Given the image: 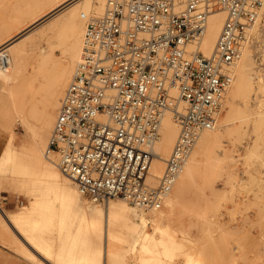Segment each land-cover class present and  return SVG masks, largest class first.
<instances>
[{
    "label": "bare ground",
    "instance_id": "6f19581e",
    "mask_svg": "<svg viewBox=\"0 0 264 264\" xmlns=\"http://www.w3.org/2000/svg\"><path fill=\"white\" fill-rule=\"evenodd\" d=\"M106 1L31 0L17 14L10 27H6L8 35L0 43V83L10 85L2 90L5 101L0 103L8 114L16 117L30 131L33 141L32 145L16 150L13 125L9 123L10 127L6 129L0 127V172L15 173L32 197L31 203L23 206L17 214L7 213L0 207V231L10 248L33 263H49V258L56 252L54 260L59 264H163L160 259L162 254L170 258L168 264H174L175 253L183 248V244L174 236H169L170 227L162 220L172 219L174 208L189 181L204 163L212 159L214 148L222 143L225 135L229 136L231 119L242 113L233 103L245 106L246 159L264 157V150L257 142L264 141V137L257 134L258 129L264 128V69L259 64L260 60L264 61V43L259 41L263 32V6L260 18L248 32L238 61L229 69L234 79L225 94L226 115L220 117L222 110L216 124L204 130L198 138L182 173L164 198L163 205L165 203L168 207V212L139 215L135 219L130 207L144 210L123 199H107L104 203H98L83 195L62 172L59 158L49 145L59 105L81 62L86 22L88 17L103 16ZM83 15H87V18H83ZM225 20V11L214 9L208 17L207 30L200 42L188 46L189 54L198 50L206 57L211 56ZM20 37H23L21 42L14 44ZM250 42H253L252 45H249ZM42 43H46L47 47H43ZM251 46L255 48L254 55ZM57 49L64 55L61 60L55 56ZM253 57L257 59L253 60ZM27 64L32 66L29 77L24 75ZM251 67L254 68L255 76L251 74ZM44 94H47L44 106L41 111H36L37 100ZM177 94L174 90L173 95ZM56 108L55 116L52 111ZM178 109L180 112L185 109V103L181 100ZM29 118H34L37 124H32ZM6 119L7 113L3 115L2 121ZM251 125H254L252 127L257 141L251 136ZM179 134L175 116L167 112L161 123L159 138L154 143L157 157L152 164L153 177L148 181L154 187L158 185L156 179L164 174V161L170 155ZM18 163L23 165L16 171ZM57 217L61 222L59 225L56 223ZM66 220H70L69 225L64 222ZM149 225L152 233L147 231ZM65 231L67 236L61 238L60 235ZM126 235L142 241L134 258L130 257V250L121 253L116 247V242L127 241ZM59 243L62 246L58 249ZM196 262L192 255H186L185 264Z\"/></svg>",
    "mask_w": 264,
    "mask_h": 264
},
{
    "label": "built area",
    "instance_id": "2783aa9c",
    "mask_svg": "<svg viewBox=\"0 0 264 264\" xmlns=\"http://www.w3.org/2000/svg\"><path fill=\"white\" fill-rule=\"evenodd\" d=\"M263 6L264 0H107L102 17H88L81 62L49 145L83 195L162 208L201 133L216 124L234 79L229 69ZM214 9L226 20L213 54H189ZM167 112L180 134L154 187V143Z\"/></svg>",
    "mask_w": 264,
    "mask_h": 264
},
{
    "label": "rangeland",
    "instance_id": "374dc122",
    "mask_svg": "<svg viewBox=\"0 0 264 264\" xmlns=\"http://www.w3.org/2000/svg\"><path fill=\"white\" fill-rule=\"evenodd\" d=\"M30 1L0 0V43L8 35L5 32L6 27H10L17 14ZM262 30L259 41L264 43V22ZM22 39L23 37L18 38L14 44H19ZM252 43L250 42L249 45ZM41 45L47 47L46 43ZM250 48L254 55L255 48L252 46ZM55 56L59 60L64 58L59 49L55 51ZM257 58L253 57V60ZM259 64L264 69V61L260 60ZM27 65L28 68L25 67L26 72L24 71L25 77H29L32 73L31 64ZM252 67L250 71L252 76H255ZM0 84V102H4L2 90L9 88L10 85ZM46 98L47 94L38 98L36 111H41ZM226 105L227 101L224 102L220 117L226 115ZM233 106L242 110V113L231 119L229 136L225 135L228 137L214 148L212 159L204 163L194 178L189 181V186H186L182 198L174 208L172 219L162 220L170 227L169 236H174L183 244V248L175 253L172 261L174 264H185L187 254L192 255L197 264H264V157L253 156L246 159L245 106L240 103H233ZM52 112L56 116L57 108ZM6 113L8 119L2 121ZM29 119L32 124H37L34 118ZM9 123L13 125L16 150L22 146L32 145L30 131L25 129L16 117L8 114L6 108L0 103V127L3 126L6 129L10 127ZM252 126L254 125H251L250 131L253 132L251 136L254 141H257ZM257 134L264 137V128L258 129ZM257 142L264 150V141ZM22 165L23 163L16 164V171L20 170ZM31 200L32 197L15 173L0 172V207L7 213L17 214L23 206H28ZM130 210L133 218L137 219L139 215L150 216L168 212V207L164 203L162 209L156 212L139 211L131 207ZM58 220L56 223L59 225L61 222ZM64 222L69 225L70 220ZM147 231L153 232L151 225ZM66 236V231L60 235L61 238ZM126 236L127 241L116 242V247L121 250V253L130 250V257L134 258L136 250L139 251L141 248L142 241H136L132 235ZM156 236L159 237L160 234L157 233ZM70 240L71 238L68 242ZM63 245L65 247L66 244ZM61 246L59 243L58 249ZM62 253H65L64 249ZM55 254L56 252L49 258L50 262L45 264H59L54 260ZM21 256L19 252L10 248L4 234L0 231V264H41L39 261L33 263ZM160 259L163 264L170 263V258L164 254Z\"/></svg>",
    "mask_w": 264,
    "mask_h": 264
}]
</instances>
